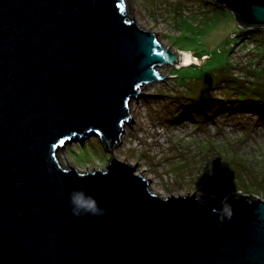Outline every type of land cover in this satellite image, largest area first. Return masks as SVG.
<instances>
[{
  "label": "water",
  "instance_id": "1",
  "mask_svg": "<svg viewBox=\"0 0 264 264\" xmlns=\"http://www.w3.org/2000/svg\"><path fill=\"white\" fill-rule=\"evenodd\" d=\"M215 2L264 27V0ZM181 56L126 0H0V264H264V199L164 197L126 157L58 159L72 140L121 144L132 99ZM78 190L98 214H73Z\"/></svg>",
  "mask_w": 264,
  "mask_h": 264
},
{
  "label": "rangeland",
  "instance_id": "2",
  "mask_svg": "<svg viewBox=\"0 0 264 264\" xmlns=\"http://www.w3.org/2000/svg\"><path fill=\"white\" fill-rule=\"evenodd\" d=\"M126 2L138 24L199 62L163 67L170 77L132 99L116 148L95 135L72 140L58 151L62 166L105 169L113 153L164 197L196 190L216 206L237 191L264 199V27L239 26L215 0Z\"/></svg>",
  "mask_w": 264,
  "mask_h": 264
},
{
  "label": "clouds",
  "instance_id": "3",
  "mask_svg": "<svg viewBox=\"0 0 264 264\" xmlns=\"http://www.w3.org/2000/svg\"><path fill=\"white\" fill-rule=\"evenodd\" d=\"M72 205V212L74 215H80L81 211L91 213L93 215L97 213V203L91 196H86L82 190L73 192L70 197ZM102 214V213H100Z\"/></svg>",
  "mask_w": 264,
  "mask_h": 264
},
{
  "label": "bare ground",
  "instance_id": "4",
  "mask_svg": "<svg viewBox=\"0 0 264 264\" xmlns=\"http://www.w3.org/2000/svg\"><path fill=\"white\" fill-rule=\"evenodd\" d=\"M180 55L181 56V61H180V65H184V66H187V65H191V64H195V63H198L199 62V59L196 58L192 52L190 51H182L180 52ZM66 146V144H65Z\"/></svg>",
  "mask_w": 264,
  "mask_h": 264
},
{
  "label": "trees",
  "instance_id": "5",
  "mask_svg": "<svg viewBox=\"0 0 264 264\" xmlns=\"http://www.w3.org/2000/svg\"><path fill=\"white\" fill-rule=\"evenodd\" d=\"M236 21H237V24L240 26V24H239V21H238L237 17H236ZM182 51H189V50H183V49H182Z\"/></svg>",
  "mask_w": 264,
  "mask_h": 264
}]
</instances>
